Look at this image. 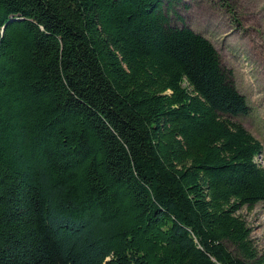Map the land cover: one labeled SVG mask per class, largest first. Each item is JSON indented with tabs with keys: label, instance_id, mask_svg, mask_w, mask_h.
<instances>
[{
	"label": "trees",
	"instance_id": "16d2710c",
	"mask_svg": "<svg viewBox=\"0 0 264 264\" xmlns=\"http://www.w3.org/2000/svg\"><path fill=\"white\" fill-rule=\"evenodd\" d=\"M170 8L0 0V264H264L249 107Z\"/></svg>",
	"mask_w": 264,
	"mask_h": 264
},
{
	"label": "rangeland",
	"instance_id": "374dc122",
	"mask_svg": "<svg viewBox=\"0 0 264 264\" xmlns=\"http://www.w3.org/2000/svg\"><path fill=\"white\" fill-rule=\"evenodd\" d=\"M169 1V25L186 26L205 38L217 53L220 66L231 73L249 113L226 118L240 124L260 143L262 151L255 161L264 170V0ZM238 216L249 230L252 247L258 252L264 250V209L260 205L242 208Z\"/></svg>",
	"mask_w": 264,
	"mask_h": 264
}]
</instances>
